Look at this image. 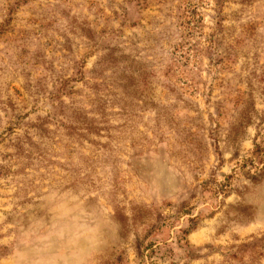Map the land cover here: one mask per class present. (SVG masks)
I'll return each mask as SVG.
<instances>
[{
    "label": "rangeland",
    "instance_id": "374dc122",
    "mask_svg": "<svg viewBox=\"0 0 264 264\" xmlns=\"http://www.w3.org/2000/svg\"><path fill=\"white\" fill-rule=\"evenodd\" d=\"M53 198L89 264H264V0H0V264Z\"/></svg>",
    "mask_w": 264,
    "mask_h": 264
},
{
    "label": "clouds",
    "instance_id": "9594fccd",
    "mask_svg": "<svg viewBox=\"0 0 264 264\" xmlns=\"http://www.w3.org/2000/svg\"><path fill=\"white\" fill-rule=\"evenodd\" d=\"M52 213V222L29 237L18 264H89L98 240L86 213L65 198H53Z\"/></svg>",
    "mask_w": 264,
    "mask_h": 264
}]
</instances>
